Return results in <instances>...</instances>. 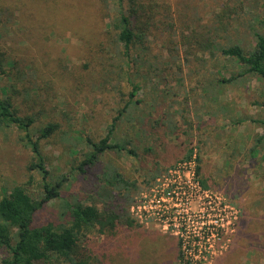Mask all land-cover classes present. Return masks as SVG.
I'll return each instance as SVG.
<instances>
[{"label": "rangeland", "instance_id": "374dc122", "mask_svg": "<svg viewBox=\"0 0 264 264\" xmlns=\"http://www.w3.org/2000/svg\"><path fill=\"white\" fill-rule=\"evenodd\" d=\"M135 2L126 0V8ZM139 2L152 8L153 25L131 47L129 65L124 47L107 36L113 28L101 1L26 0L25 14L20 1L0 0L3 97L36 119L34 135L58 124L41 151L47 180H65L61 197L37 211L35 224L67 222L63 199L78 200L120 215L113 231L102 220L79 243L78 256L90 264H181V251L194 256L183 250L184 239L201 240L196 264H264V77L239 76L245 67L220 49L255 48L256 33H264V0ZM48 6L58 10L61 29L47 24L39 34L34 26ZM138 18L131 17L134 27ZM127 103L112 139L136 154L108 150L80 170L91 151L85 137L106 135ZM23 135L0 126V197L15 185L35 198L43 194L44 175L31 168L35 155ZM109 165L137 181L131 203L105 187ZM137 201L149 208L142 219L131 210ZM5 254L0 247V260Z\"/></svg>", "mask_w": 264, "mask_h": 264}, {"label": "trees", "instance_id": "16d2710c", "mask_svg": "<svg viewBox=\"0 0 264 264\" xmlns=\"http://www.w3.org/2000/svg\"><path fill=\"white\" fill-rule=\"evenodd\" d=\"M11 1L15 4H18L20 1V5L24 7L21 8L22 12L27 14L26 0ZM99 1L104 3V9L107 8L110 11L109 19L111 24L109 25L113 29L107 32V36L110 33L113 37L115 36V42L119 47L121 45L124 47L125 51L122 54L124 56L125 53L127 62L131 65V47L137 41H142L147 31L151 29L153 25L151 21L153 10L151 7L148 8L144 2L137 4L138 0H134L136 2L130 8L129 6L126 8V0ZM57 12L58 10L48 6L43 14H39L42 15L44 20L37 19V17L33 20L34 25L36 20H41V22H38L37 27L33 25L39 34L44 29L48 30L47 24H56L61 29L62 20L55 16ZM139 15H141V18H138L140 24L134 27L131 17H138ZM50 16L54 17L53 21L50 20ZM96 16L98 17V14H95V18ZM75 18L70 19L74 21L76 20ZM93 22L95 23V20ZM207 38V47L210 48L213 36L209 35ZM105 44L104 40L99 43L97 49L99 53L104 52L103 47ZM220 49L224 56L235 59L245 67L238 74L239 76L250 73L264 77V33H256V46L253 50H245L238 43L223 46ZM110 66L119 67V65L112 63ZM102 69H106V67ZM110 72L117 74L114 68H111ZM128 82L132 83L131 77H128ZM135 91L133 87L130 97L135 95ZM128 105L129 103L113 118L112 123L108 126L107 134L102 138L96 140L90 135L85 137L91 147V151L85 154L78 165L80 170L84 171L85 166L94 165L99 157L108 150H127L132 155L136 154L135 149L130 147L127 142L114 141L112 139L117 122ZM35 120L31 115H20L11 97H3V90H0V126H16L24 132L23 137L26 140V144L35 155L31 168L38 169L44 175L42 177L43 194L40 198L33 197L23 185H15L8 193L0 197V247L6 251V254L0 260V264H90L86 258L78 256L79 243L87 237L86 232L102 220H105L109 225V230L113 231L120 215L113 210H100L95 203L85 204L78 200L68 201L67 199H63L65 212L69 216L67 222L62 224L53 222L35 224V214L37 211L45 203L61 197V186L63 185V180H65L64 177L55 183L47 180L48 170L46 168L45 157L41 151V140L48 138L57 129L58 124L49 122L45 127L38 129L36 135H34L31 132V125ZM262 122L264 123V120ZM103 179L105 187L111 193H114V191L119 192L125 201L130 203L134 200V195L131 194V191L138 189L137 181L130 180L117 166H107L103 172ZM201 183L204 187L207 186L204 180ZM125 218L129 226L134 225L135 220L128 214ZM197 252L198 248L195 247L192 255L195 256ZM180 255L181 264H196L192 257L186 259L187 257L184 255V252L181 251Z\"/></svg>", "mask_w": 264, "mask_h": 264}, {"label": "built area", "instance_id": "2783aa9c", "mask_svg": "<svg viewBox=\"0 0 264 264\" xmlns=\"http://www.w3.org/2000/svg\"><path fill=\"white\" fill-rule=\"evenodd\" d=\"M131 210L134 211L135 212V216L136 217L139 216L140 219H142L143 215H147L146 213H149V208H148L147 204H145V203H143L141 201H139V202L137 201L136 203H134L132 205V207H131ZM200 241L201 240L198 239V240H193V242L192 241L189 242V240L184 239L182 241V248H183L184 251H185L186 248H188V250L189 249L193 250V249H195V247L200 249L199 248L200 247ZM184 254H185V256L187 258L192 257V259L194 260V258H193L194 256L187 255L185 252H184Z\"/></svg>", "mask_w": 264, "mask_h": 264}]
</instances>
